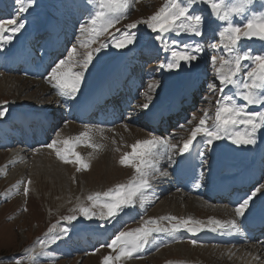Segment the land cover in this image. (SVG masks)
<instances>
[{
    "label": "rangeland",
    "instance_id": "374dc122",
    "mask_svg": "<svg viewBox=\"0 0 264 264\" xmlns=\"http://www.w3.org/2000/svg\"><path fill=\"white\" fill-rule=\"evenodd\" d=\"M7 1L8 3L9 1L13 3V5L9 6L6 2H4V6H0V20L10 19L15 17L18 20L23 21L25 23V27H33L35 29H37L39 25H40L39 28L42 27L41 21L43 19V16L46 14V12L50 16H52L51 14H54L53 16H55L56 17L55 19L57 20V22L55 20L54 22L59 26H60V20L64 24L69 26L70 24L67 20V13H65L64 15L62 14V16H60L61 18H59L58 16V13H60L59 8L64 7V10L68 12V9L70 8V4H76L78 6L81 5L83 6V4H87L89 6V10L79 12L78 13L79 16L73 24L75 39L69 45L68 51L71 48L75 47L77 56L81 57L99 46V44H95V42L91 41L89 42L88 47H84L82 41L87 40V34L82 35L79 31L80 24L86 23L90 18V14H94V11L96 10L97 5L93 2H90V0H79V1L70 0L71 2L69 4V7L66 6V9L65 6H62V3H66L67 0H61V1L32 0L31 5H29L28 0H21L20 4H17L16 0H7ZM2 3L3 2H1L0 4L3 5ZM131 3L132 6L130 7L126 17L123 18L121 22L119 21V23L116 24L117 27L118 26L120 27L119 29L123 30L125 25L129 23L140 20L142 18L146 19L148 16L153 14L160 6H162L165 3V0H131ZM261 3H264V0H253V4L255 5L254 10L256 11L262 10L260 8ZM21 8H24L26 10L20 11ZM79 9L81 8L79 7L75 8V12H78ZM195 10L202 13L206 18V21L212 19L210 14V8L207 5L199 4L197 5ZM13 11L16 12L13 13ZM236 22L242 24L244 20L242 18H236ZM53 27L58 29L55 25ZM116 30L117 28L111 30L110 32L115 33ZM217 30H218L217 23L206 22L204 28V35L202 37L203 43L200 38H195L196 40L200 39V43L206 49V55H205L206 68L204 70V77L200 82L201 89L200 92H198L199 96L197 98V104L194 105L195 106L194 110L189 113L186 121L182 124V127L185 128L184 129L182 128V130H178L177 133L172 132L173 130H171L168 136H164L165 139L169 140V142L171 141L170 143L172 145H175L176 147H178V145L181 143L180 139L182 137V132L187 133L188 130H191L192 127L196 126V124L199 123L200 117L204 115L205 110H207L210 116L214 118L215 106H216L215 101L220 95L219 81L215 79L216 68L219 67V62L217 61V63L213 65L210 60V57L219 56L221 54H224L226 58L228 57L226 51L221 47L218 36L215 35ZM69 31H72V29ZM134 31L143 34V37L140 39V41L146 40V35H148L147 37H150V39L156 42L154 38L155 34L151 33V31L147 29L146 26L141 25L138 30H134ZM106 34L107 32L101 37L103 38ZM60 35L62 39H65L66 41V37L63 36L61 33ZM107 38L109 39L108 34L106 35L104 40ZM173 38L178 39L182 42H187V43L192 42L193 44L195 43L194 41L191 40L192 38L188 36H180ZM10 43H5L4 47H9ZM213 44H215L216 47H212ZM251 45L253 46L251 47ZM243 47L251 49L254 54L264 53V42H261L256 38L245 41ZM202 56L203 54H200V57ZM158 64L159 63L152 62L150 64L144 65V67L147 65L150 66L151 67L150 70L152 71V73L149 77H147V81L145 83L144 89H142V92L139 93V97L136 99V102L133 106V109L136 112L133 113L134 117L131 118V120L123 119L122 122L120 121L121 123L130 124L132 126H137L140 127L141 129H144V127L139 126V123H143V117L138 116L137 111L140 105L148 102L146 99L147 95H154L155 97L157 92L153 93L149 88L150 85H159L157 91L161 90L160 87L162 85L161 82L163 80V75L161 76L162 77L161 78L160 71H158L157 68ZM94 66H95V62L90 67L89 71L86 73L83 82L87 81V79L91 74V70H93L92 67ZM4 73L0 74V89L2 87H6L4 85L5 82L1 80L2 75L3 77H7L8 79H10L11 81H16L17 79H19V85L24 84L28 86V88L25 89L24 91L22 90L23 92L21 91L19 92L13 89L12 87L8 86L7 89H4V91L0 92V107H5L7 109L5 117H0V121L7 122L9 119L14 121V117H10V115L17 110H23V109L25 110L24 107L26 106L23 104L28 105V108L26 109L25 112L28 115L29 114L31 115L32 117L31 120L34 124L37 122L36 120H38L35 118L36 106H41V108L46 109L50 117L57 116L58 112L56 111H59L61 117L60 120L57 121V125L55 126L54 130L51 133H49L48 140H46V143L42 145H36L27 150H24L23 148L24 146L20 148L18 146L0 147V167L2 166L5 158L10 154L12 155L15 154V157L18 158L15 162H13L15 163V166L18 168V170L20 171V168L23 167L22 171L19 173V177L17 176L16 178L15 181L16 184H12L10 186L6 182V179L8 178L7 174L11 172V170H13L14 166L9 165V167H7L5 171L0 170V264H16L17 260H20L21 264H31V261L28 259V256L39 255L43 251H50L54 255L53 256L39 255L37 264H101V260L105 255H112L113 257L116 255L115 251L107 247V243H109L111 239L120 231H129L141 227L144 221L149 220L150 218L156 219L162 226L167 227L169 221L160 220L159 219L160 217L173 216L171 214V211L188 214V211L186 212L181 208H175V211L169 210L173 208V203L172 201L168 200L169 198L177 197L181 200V202L185 203L186 201L188 202L190 198L196 196H191L189 194L182 195L179 189L177 190L171 189L169 186L170 184H166L165 181L168 180H166L165 177L163 180V176H161L159 173L163 171H167L168 175L171 176L174 172L173 170L174 165L170 164L168 159H166L164 160L165 163H158L157 167L159 171H156L149 176V183L151 187L145 190L143 199H141L139 196L136 198V203L134 208L125 209L114 220L105 221L104 219H101L99 216V213L101 211L100 207L99 206L92 207V204L87 199V197L95 192L102 193L104 191H107L109 188L114 187L118 183L127 184L130 180H133L137 176V173L131 166H122L118 162L119 158L125 152L131 151V148L128 149L125 143H121L120 145H118L114 142H111L112 137L108 139V141H101V140L87 141L85 137H82L81 142H78L76 144L75 151L79 152L82 157H84L83 155L85 153H90V154H85L84 157V160L89 164V167L87 169L81 168L80 171H77V165L75 163L69 164L59 160L56 156L55 149L53 148L50 153L48 152V150H46L48 154L46 153L45 156L46 157L49 156V158L52 159L51 161L55 159L54 161L56 163L53 162L54 165L55 164L63 165L62 170L68 175L69 178L64 172H63L65 175L64 178H66L65 181L64 179L62 180V179L49 177L50 173L47 171L49 170V168L42 163H38L37 162L38 160L36 161L32 157H34L36 153L38 154L39 151L42 149L43 150L50 149L46 147V145L50 144L53 140L57 141V145H56L57 148L63 149L64 148V145L62 143L63 140L65 139L75 140V138L79 136L81 132L80 129L77 127H76L77 131L68 136L64 134V130H63L66 128L67 123H71L73 109L70 108V105H68L67 103L64 104V110H65L64 113H61V109H56L57 104L55 102L56 100L54 98V93L52 92L50 93L49 91L45 90V89H49L48 80L46 82L45 80H41L42 81L41 82L40 80L38 81V79L35 80L34 78L23 77L21 74L16 72L15 73L4 72ZM25 78L27 80L33 79L32 81H35L38 85L40 84V87L43 85L42 87H45V89H43L45 91L43 90L39 91L40 89L36 87V83L30 84ZM43 83H47V85ZM213 84L216 85L215 89L212 88ZM230 89L232 90V92L231 90H228L227 92L233 93L234 92L233 88L230 87ZM202 97H208V99H202ZM2 99L4 100L3 102H1ZM5 101L7 102L6 105L4 104ZM238 102L243 103L241 102V100H239ZM32 106L34 109H32ZM252 107L253 106H249L250 110H253ZM257 108H259V106H257ZM69 120L70 122H68ZM188 121H192V122L188 123ZM2 124H4V122H2ZM89 143L96 145L97 146L95 147L96 149L93 147H89ZM200 150L201 152L206 153V159L208 160V158L210 157L208 156L210 152H208V150L205 149L204 144L200 146ZM156 151L157 153H159L160 156L161 151L159 149H157ZM244 155L245 154H240L239 156L242 157ZM36 156L38 157V155ZM46 157L45 159H48L49 163H52L50 162V159ZM91 158H97V159L99 158L100 162L98 160L96 162ZM25 161H28V163H26ZM260 161L264 168V158H261ZM24 162L26 164H24V166H21V164ZM31 162L36 163V164H32L34 168L31 167ZM105 163L106 166L104 165ZM107 165L111 167L110 171L107 170ZM209 167L210 165L205 166L202 180H204L205 173L209 170ZM198 169L202 170L201 162L198 166ZM263 173H264V169L260 177H262ZM30 181H33L34 187L31 185ZM26 183L29 188V192L27 196H25L23 191L24 185ZM261 184H264V177L261 183L259 184V186ZM13 185H17L18 187V191H17L18 193H16V195L14 196L15 197L17 195L21 196L23 197L22 199L18 200L14 196L12 197L8 196L9 192L11 193L14 190ZM205 187L206 185L203 184V188ZM259 196L260 195H258L257 198H259ZM196 198L202 199V197H196ZM80 204L91 207L92 211L97 213V215L94 216L92 219H85L83 216L79 215L78 211L73 212L72 209H77V206ZM159 206H161L162 208ZM205 206L209 207L208 205ZM225 206L229 208V206L227 205ZM232 208L234 207H231L230 209ZM207 209L201 207V209H198V211L195 212L196 216L194 215V217L192 218L207 223L209 218L215 217L214 215H212V212L206 211ZM131 210H133L136 213V216H134L135 215L134 214L133 215L134 217L131 220H129L121 228H117L113 232L112 227L116 226L117 225L116 223L120 222L119 220H121L124 217V215H126ZM232 210L234 212V209ZM73 214L78 215L79 219L77 221H73L69 223L63 220V217ZM220 215L222 216V218L226 217L225 214L220 213ZM49 228H53V231L55 233H60L61 235V239L58 240L55 244L48 243V237L46 236V233H48ZM62 228H67L68 230L67 235H64L61 232ZM103 232L105 234L111 233L109 235L110 239H107L106 242L100 243L99 246H95L92 248H88L87 246L82 245L83 240L81 239L83 237L85 238L88 237V239L89 238L101 239L102 237L101 233ZM180 232L186 233V231L183 230H181ZM180 232L178 233L179 235L177 234V238L179 239L166 240L165 242H161V243L158 242L159 241L158 235H165V234L163 233L156 234V236L158 237L156 243L151 244L150 247H148L149 246L148 245L147 250L139 253L138 256L134 255L133 257L130 258H121L119 264H236V263L261 264V262L262 264H264L263 254H261L262 258L259 257V260L258 259L254 260L255 256L252 257L251 254H249V252L247 253L245 252L246 247H244L245 244L242 242L239 244L238 243L217 244L210 240L208 241L197 240L198 243L196 245H193L191 241L195 237L191 236L190 234L187 236L183 234L184 236H182ZM164 238L167 239L168 238L167 235H165ZM42 240L44 241V244H41L40 241ZM261 240L257 242L252 241L251 243L253 244L251 245L257 247L256 245L261 244V246H263L262 244H264V241ZM177 243L178 244L181 243L184 245L181 247V249L183 250L182 253H180V251L173 248V246ZM219 246H224L225 249H219L222 248ZM230 246L231 248L234 247L236 248L235 250L232 249L231 253L230 250H227L228 248H230ZM168 247H171L170 248L171 250H169L170 255L164 258L160 252ZM240 248L242 249L244 248L243 250L244 253L242 255H240L242 252ZM259 249H261V247H259ZM188 253H191L190 259L188 257Z\"/></svg>",
    "mask_w": 264,
    "mask_h": 264
},
{
    "label": "snow or ice",
    "instance_id": "6c2138e0",
    "mask_svg": "<svg viewBox=\"0 0 264 264\" xmlns=\"http://www.w3.org/2000/svg\"><path fill=\"white\" fill-rule=\"evenodd\" d=\"M17 4L21 0H16ZM97 5L94 14L86 23L80 24V33L87 34V40L82 41L84 47L89 46V42L98 40L108 29L126 17L131 0H90ZM31 5L32 0H28ZM199 4H205L210 8L212 19L206 21L204 15L196 11ZM253 0H165L153 14L146 19H140L125 25L124 29H117L115 33L108 32L109 39L100 42L99 46L89 51L86 55L77 56L76 48L68 51L66 58H60L54 62L45 77L52 88L57 91L59 97L65 102H76L80 95L86 73L95 61L99 59L97 54L103 49L111 46L115 49H127L129 45L137 43L138 30L141 25L146 26L151 33L155 34V40L159 42L161 49L170 55L158 64V71L161 73L176 74L179 71H186L189 74L194 72L196 62L200 59V54L206 49L200 42L187 43L173 37L188 36L202 38L205 24L215 22L218 30L215 33L220 40L221 47L226 51L224 54L212 56L210 60L213 65L219 62L216 68L215 79L219 81L220 95L215 101V115L212 118L207 110L199 119V123L192 128L190 136L183 141V146L176 148L175 145H168L166 141L157 138L151 133V139L136 140L130 145L131 151L125 152L119 158L122 166H131L137 176L127 184L118 183L114 187L104 192H95L87 197L92 207L99 206L101 211L99 216L105 221L114 220L125 209L135 207L136 198L144 197L146 189L150 188L149 176L159 171V153L157 149L163 147L170 164L178 163L177 156L181 159L185 154H190V148L194 142L199 141L204 144L208 152L214 151L217 141L228 140L237 147H247L257 143V137H264V53L254 54L249 48H244V42L256 38L264 42V3H261L262 10H254ZM26 9L21 8L20 11ZM236 18H242V24L236 22ZM25 23L17 18L0 20V50H4L5 43H10L13 38L21 32ZM212 47H216L215 44ZM162 83V82H161ZM195 79H190L188 88H194ZM159 85H150L149 88L156 93ZM213 84L212 88L215 89ZM232 87L234 92L229 93L227 89ZM237 98L244 103H239ZM148 102L139 106L138 116H143L149 120H163L175 107L174 102L157 107L154 103V95H147ZM208 99V97H202ZM6 105L7 102L5 101ZM249 106H259L261 110H250ZM7 109L0 107V117H5ZM131 114L128 119H131ZM211 121V122H209ZM192 121H188L191 123ZM87 132H81L75 140L65 139L62 141L64 148H57V141L53 140L46 147L55 149L56 156L64 163H75L77 171L81 168L87 169L89 164L81 154L75 151V146L81 142L82 137H87ZM89 147H97L89 143ZM202 170L199 176L204 175L205 166L209 165L206 153H200ZM163 177L168 176L167 171L159 173ZM203 181L197 179L195 187L199 188ZM14 188L17 185H13ZM25 196L29 192L27 183L23 188ZM258 195H264V184L255 188L250 194L240 198L234 206V218L230 220H220L209 218L207 223L193 219L192 217L167 216L160 217V220H168L167 227L162 226L156 219L144 221L141 227L129 231H120L116 234L107 247L116 252V255H105L101 264H119L121 258H130L147 250V246L157 242L156 234H166L172 239L181 231L199 234L204 231L210 232H236L241 229L245 220L254 221L259 219L264 225V214L256 217L253 213V204ZM80 216L85 219H92L97 213L91 207L80 204L77 209ZM78 215H67L64 221L69 223L77 221ZM61 232L67 235V228H62ZM48 243L55 244L61 239L60 233H55L53 228H49ZM44 244V241H40ZM193 245L197 240L191 241ZM28 251V250H26ZM39 255L53 256L50 251H43ZM39 255H29L31 264H37ZM256 259H259L258 257ZM16 264H21L20 260Z\"/></svg>",
    "mask_w": 264,
    "mask_h": 264
},
{
    "label": "bare ground",
    "instance_id": "6f19581e",
    "mask_svg": "<svg viewBox=\"0 0 264 264\" xmlns=\"http://www.w3.org/2000/svg\"><path fill=\"white\" fill-rule=\"evenodd\" d=\"M77 1H79V0H77ZM1 2H3L2 3L3 5L0 4V6H4V2H6L9 6L13 5V3H11L10 1H9V3H10L9 4L7 0H0V3ZM69 4L67 5V7H69ZM77 7L82 8L83 6L82 5L78 6L76 4H70V8L69 9H70V11H75V8H77ZM60 9L61 10L63 9L62 12H67V11L64 10V7H61ZM65 9H66V6H65ZM69 9H68V11H69ZM15 12L16 11H13V13H15ZM51 17L52 16L48 15L47 12H46V14L43 16V19L41 21L42 27L39 28L40 25L38 26L37 29H35L33 27H24L21 30V32L18 33L13 38V40L11 41L9 47H4V50H0V58L3 60V65H2L3 67L5 66V64L8 62V60L10 58L16 57V58H19V59H22V60H24V59L31 60V62H33V59L39 58V56L33 55V53L30 50L31 39H32L33 35H35V34H40L42 32H47L48 31L49 34H52L55 37V39L58 42V44H60V45L66 44L65 39H62V37H61V35L59 33L60 32L59 29H56L55 27H53L55 24L52 22V18ZM142 37H143V34L142 33H138V36H137V41L138 42L135 43L134 45H129L127 49H119L118 50V49H115L114 47L109 46V47L103 49L101 53L97 54L99 56V59L97 61H95V66L92 67L93 70H91V74H90L89 78L87 79V81L83 82L82 89H81V95H80L79 99L76 102H71V101L65 102L63 100V98L58 96L57 91L54 88H52V86H51V84L49 82H48L49 89H45V87H42L43 85L40 87V84L38 85L35 81H32L33 79L32 80H30V79L27 80L26 78L25 79L30 84L36 83V87L40 89L39 91H42L43 89H45L46 91H49L50 93L51 92L54 93V98L56 100L55 102L57 104V108L56 109H61V113H64V111H65L64 110V104H66V103L68 105H70V108L75 110L76 107L81 105L86 100L87 96L90 95V94L92 96H94V94L96 95V94H100V93H102L104 95L106 93L110 94L112 91L117 89L116 88L117 86H119L121 84H125L128 87H132L134 85H137V82H135L134 80H131L132 74H134V76L137 78V81L142 80L144 77H146V75H148L147 74L148 71L145 72L143 70H140L139 66L137 65L138 62L132 56V51H135L136 49L142 47V45H145L146 50L153 51V50L156 49V47L154 45L159 46V43L157 41H156L157 42L156 43V42H154V40L147 38V36H146V40L140 41V39ZM200 39L202 40V43H203V39L202 38H200ZM200 39H197V40L196 39L195 40L191 39V40L194 41V42H200ZM252 46L253 45H251V47ZM132 48H136V49H132ZM38 53L43 54L44 51L40 48L38 50ZM202 54H203V56L200 57L198 62H196V68H195L194 72H192L191 74H189L186 71H179L176 74H168L166 72L165 73H161V76L163 75L162 85L160 87L161 90L157 91V93L155 95V101H154V103H155V105L157 107L162 106V105H166L168 100H170L171 102H174V104L177 105L180 102L182 104V103H184L186 101H190L192 99H195L198 96L196 94V90H200V82L202 81V79L204 77V70L206 68V58H205L206 51L204 53H202ZM168 55H170V52L165 54V56H168ZM48 71H50V68L47 69V73H48ZM2 73H4L3 69H1V71H0V74H2ZM190 79H195L196 80V84H195L194 88H188L187 87V83H188V81ZM1 80H3L5 82L4 85L6 87H2L0 89V92L4 91V89H7L8 86L12 87L13 89H15V90H17L19 92L20 91L23 92L25 89L28 88V86H26L24 84L23 85H19V79H17L16 81H11L7 77H3V75H2V79ZM41 80H45V82L47 81L46 78L40 79V81ZM45 90H43V91H45ZM228 90H231L230 87H229V89H227V91ZM231 92H232V90H231ZM237 100L239 101L241 99L237 98ZM3 101L4 100L2 99L1 102H3ZM241 102H243V101L241 100ZM16 103H17V101H16ZM23 105L26 106V107H24L25 110L24 109L23 110H17V111L14 110L15 112H13L10 115V117L20 116L24 120V122L26 124H29L28 125V130H29L30 134H32V129L30 127V121H31L32 117H31L30 114L28 115L25 112L26 109L28 108V105H26V104H23ZM32 109H34L33 106H32ZM252 109H253V111L261 110L260 108H257V106H253ZM35 110H36L35 112H37V114H36L37 116L41 115V118H39L40 120L39 119L38 120L41 122L42 125H44L45 122L47 121V118H48V111L46 109H44V108H41V106H36ZM70 117H71V115H70ZM144 119L146 120V118H144ZM145 120H144L143 123H139V126L144 127V129H141L140 127L132 126V125L126 124V123H117V124L115 123V124L110 125V126L96 127L93 124H89V123H83V124L79 123L78 120H76L75 116L72 114L71 123H67L66 124V128L64 127L65 129H63V130H64V134H66V136H68V135L76 132L77 128H79L80 132H87L88 133V136L85 137L87 141H97V140L98 141L99 140L108 141V139H110L112 137V141L111 142H114V143H116L118 145H120L121 143H125L127 145L128 149L130 148L131 144L135 143L136 140L151 139L152 136L149 135L150 133L152 135H154L155 137H157V138L163 139L164 141H166L168 143V145H170V146L172 145L170 143L171 141L169 142V140H167L165 138H162V136H160V135H158L156 133H153L151 130H149L147 128L148 126L145 123ZM2 122L3 121H0V128L2 130L1 132L4 131V135H3V138H0V140L3 143H5L7 138L5 137L6 131L4 129V124H2ZM7 122H8L7 125L9 126L10 130L11 129L14 130V128H12V125H10L14 121L9 119ZM68 122H70V120ZM53 125H55V123H51V126H53ZM182 128L184 129L185 127H181L178 130H182ZM191 130H188L187 133H183L182 132V137L180 139L181 143L178 145V147H176L177 149L179 147L183 146V141L186 140L190 136ZM183 135H185V136H183ZM46 138L48 139V137H46ZM105 144H106V142H105ZM216 144H217L216 149L214 151H211L210 154L208 155V156H210L208 158V161L210 162L209 163L210 167H209V170L206 172V181L208 182V186L205 187V192L206 193L202 196L203 200L200 199V198H196V197H201V194H200V187L201 186L199 188L195 187V182L196 181L193 182V183L192 182L188 183L187 185L177 186V184H176V182H177L176 176L174 177V175H171V176L168 175L169 177L168 176L165 177V179L168 180V181H165L166 184H170L172 182L174 184L173 186L175 188H179V191H180V193H182V195L189 194L191 196H196V197L190 198L188 202L186 201L187 202V203L185 202L186 204L184 202H181V200L179 198H177V197L169 198L168 200L172 201V203H173V208L169 209V210L175 211V208H181V209L185 210L186 212L188 211V214H183L181 212L177 213L176 211L175 212L171 211V214L173 216L184 217V218L194 217V215L196 214L195 212H197L198 209H201V207H204L205 209L208 208L206 211L212 212V215L215 216L213 219H220V220L223 219L224 221L233 219L234 218V212H233L232 209H230L231 206L228 208V207H226L225 205H223L221 203H216V202L211 203V202L208 201L209 199L207 197V193L210 192L211 190L214 191L216 189V187H214L213 184L216 183L217 177L218 176H220V177L229 176L234 171H237L239 169H243L244 170L247 167V165H249L250 166V176H249V178L251 180L259 179V177H260V175H261V173L263 172V169H264L262 164H261V162H260V159L264 158V155H262V154H264V149H263L264 148V137H262V136H258L257 137V143L255 145H252V149L247 154L245 159H240L239 158L240 156H238V152L233 150L234 145L231 144L230 141H228V140L217 141ZM201 145H203V143H201L199 141V138H197V141L192 144V146H195L194 171H195L196 180L197 179L202 180L201 176H199L200 172L197 169L198 161H201V159H200V153H201L200 146ZM5 146H9V145H5ZM192 146H191V148H192ZM220 147L221 148H223V147L226 148L228 150V154H224L223 155L222 152L220 151ZM128 149H126V150H128ZM46 150H48L49 153L52 151V149H45V150L42 149V150H40L41 152L39 151L38 154L36 153V155H38V157L36 155H34V157H32V158H34V160H36V161L38 160L37 161L38 163H42V164H44L45 166H47L49 168V170H47L50 173L49 177L62 179V180L64 179V181H65L66 180V178H64V176H65L64 173L65 172L62 170L63 169V167H62L63 165H56V164L54 165L53 162H55L54 161L55 159L53 161H51L52 159L49 158V156L46 157L45 154L46 153L48 154V152ZM159 150L161 151V154L159 156V162L158 163H165L164 160L167 159V155L165 154V149L163 147H161V148H159ZM85 154H90V153H85ZM85 154L83 155L84 157H85ZM40 157H42L43 159L40 158ZM45 157L49 158L50 162H52V163H49V160L45 159ZM179 158L180 157L177 156V161L179 160ZM17 159L18 158L15 157V154H13V155L10 154V155H8L5 158L2 166L0 167V170H4L5 171V169L7 167H9V165L14 166L13 170H11V172H9L7 174L8 178L6 179V182H7V184L9 186L12 185V184H16L15 183L16 178H17V176L19 177V173L23 169V167H21L20 171H19L18 168L15 166V163H13ZM91 159L96 161V162H97V160L99 161V158L98 159L97 158H91ZM34 160H33V162H34ZM25 162L28 163V161H25ZM25 162L22 163L21 166H24V164H26ZM99 162H98V164H99ZM32 164H36V163H32L31 162V167L34 168ZM104 165L106 166V163ZM176 166H178V163H176ZM103 168H105V167H103ZM110 168L111 167L107 165V170L108 171L111 170ZM67 177H68V175H67ZM163 180H164V177H163ZM202 181H205V178ZM30 183L34 187L33 181H30ZM17 184H18V182H17ZM17 191H18V187L14 188V190L11 193L9 192L8 196L12 197V196L16 195V193H18ZM162 192H164V191H162ZM180 196H181V194H180ZM263 197H264V195H260L258 200L253 205L255 206L257 204V202L259 201V199L263 198ZM15 198L19 200V199H22L23 197L17 195ZM196 204H197V206H196ZM205 205H208L209 207H206ZM159 207H161V206H159ZM220 213L221 214H225L226 217L222 218ZM134 214H136V213L133 210H131L126 215H124V217L122 219L123 220H128V218L130 216H133ZM116 222H117V220H116ZM180 234L182 236H184L183 234H185L186 236L189 235L187 231H186V233H181L180 232ZM101 235L104 237L105 233L103 232V233H101ZM165 235H158L159 236V241L158 242L161 243V242H165L166 240H173L169 236H167L168 237L167 239L164 238ZM177 239H179V238H177V235H176L174 240H177ZM194 239L195 240H204V241L210 240V241H213V242H215L217 244H224V243H226V244H237L238 243L239 244L241 242L242 243L244 242V244H245L244 247H246L245 252L246 253L249 252V254H251L252 257L255 256L254 260H256L257 257L258 258L259 257L262 258L261 254H263V257H264V244H262L263 246H261V244L256 245L257 247H255L254 245H251L248 242V239L246 237V232L242 229V227H241V229L239 231H236V232H227V231L219 232L218 231V232L213 233V232H210V231H204V232H201V234L198 235V237H195ZM81 240H83L82 241L83 243L81 242L82 245H85L88 248H92V246L95 247V244H93V240L92 239H90V238L88 239V237H86V238L83 237ZM178 243L175 244L173 246V248H175L176 250L180 251V253H182L183 250L181 249V247L184 246V245L181 244V243L180 244H178ZM150 245L148 247H150ZM219 247H222V248H219V249H225L224 246H219ZM259 247H261V249H259ZM170 248L171 247H168L165 250L160 252L163 255L164 258H166V257H168L170 255V252H169V250H171ZM232 249L235 250L236 248L235 247L231 248V246H230V248H228L227 250H230V253H231ZM240 250L242 251L240 255H242L244 253L243 252L244 248L243 249L240 248ZM238 253H240V252H238ZM190 254L191 253H188L189 259H190ZM236 257H237V254H236ZM239 257H241V256H239ZM154 261H156V260H154ZM224 262H225V260H224ZM261 264H262V262H261Z\"/></svg>",
    "mask_w": 264,
    "mask_h": 264
},
{
    "label": "water",
    "instance_id": "95a60500",
    "mask_svg": "<svg viewBox=\"0 0 264 264\" xmlns=\"http://www.w3.org/2000/svg\"><path fill=\"white\" fill-rule=\"evenodd\" d=\"M236 149L237 150H239V149H248V146L247 147H236ZM193 234V233H192ZM195 235H197V234H195Z\"/></svg>",
    "mask_w": 264,
    "mask_h": 264
}]
</instances>
